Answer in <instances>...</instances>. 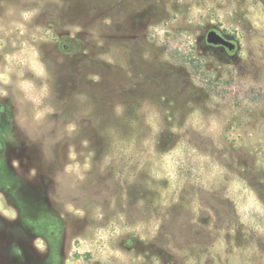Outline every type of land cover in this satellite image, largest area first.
<instances>
[{
  "label": "rangeland",
  "instance_id": "374dc122",
  "mask_svg": "<svg viewBox=\"0 0 264 264\" xmlns=\"http://www.w3.org/2000/svg\"><path fill=\"white\" fill-rule=\"evenodd\" d=\"M0 264H264V0H0Z\"/></svg>",
  "mask_w": 264,
  "mask_h": 264
},
{
  "label": "water",
  "instance_id": "95a60500",
  "mask_svg": "<svg viewBox=\"0 0 264 264\" xmlns=\"http://www.w3.org/2000/svg\"><path fill=\"white\" fill-rule=\"evenodd\" d=\"M206 42L211 45L226 47L228 50H232L234 48V45L231 42L227 41L213 30L206 34Z\"/></svg>",
  "mask_w": 264,
  "mask_h": 264
},
{
  "label": "flooded vegetation",
  "instance_id": "af4514ba",
  "mask_svg": "<svg viewBox=\"0 0 264 264\" xmlns=\"http://www.w3.org/2000/svg\"><path fill=\"white\" fill-rule=\"evenodd\" d=\"M223 47V46H222ZM226 48V47H225Z\"/></svg>",
  "mask_w": 264,
  "mask_h": 264
}]
</instances>
